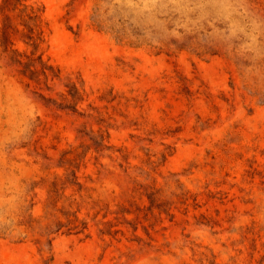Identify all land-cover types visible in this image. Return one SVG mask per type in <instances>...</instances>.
Instances as JSON below:
<instances>
[{
	"label": "rangeland",
	"instance_id": "1",
	"mask_svg": "<svg viewBox=\"0 0 264 264\" xmlns=\"http://www.w3.org/2000/svg\"><path fill=\"white\" fill-rule=\"evenodd\" d=\"M35 1L47 22L40 50L83 79L78 112L93 117L54 108L62 86H26L0 53V207L32 198L38 214L45 185L26 184L63 172L68 151L100 198L96 219L118 231L102 234L110 226L90 219L88 236L59 235L50 252L0 238V264H264V0L233 1L232 49L211 56L120 44L92 24L95 0ZM99 118L130 175L138 167L149 174L138 179L162 189L169 215L129 213L126 223L116 213L130 182L119 158L88 148Z\"/></svg>",
	"mask_w": 264,
	"mask_h": 264
},
{
	"label": "trees",
	"instance_id": "2",
	"mask_svg": "<svg viewBox=\"0 0 264 264\" xmlns=\"http://www.w3.org/2000/svg\"><path fill=\"white\" fill-rule=\"evenodd\" d=\"M233 1L95 0L90 20L97 30L109 33L120 44L145 45L170 53L185 50L200 56L227 54L233 44L229 29ZM46 29L42 3L35 0H0V53L6 64L28 80L26 86L34 82L51 90V83L61 85L62 90L57 91V97L51 100L54 108L93 117L89 113L78 112V105L86 96L83 79L79 75L63 74L40 50ZM40 97L50 99L41 94ZM97 123L98 129L89 131L92 135L88 134V148L97 153L107 151V157L114 162L119 158L117 166L129 177L130 186L116 202V213L126 223L130 222L124 215L129 213H135L137 218L141 212L147 216L158 209L159 213L169 215V202L163 198L162 189L152 181L138 179L137 176L142 174H145V179L149 175L138 167H135L133 176L130 175L125 154L108 144L109 124L101 118ZM67 153L61 154L62 162L57 164L63 172L46 173L38 181L26 184V191L45 185L38 214L33 212L35 202L32 198L13 211L0 207V238L10 237L14 242L31 241L40 250L50 252L53 240L59 235L88 236L90 219L96 225L110 226L107 230L98 228L102 234L112 235L118 231L111 229L113 224L109 221L96 219L102 209L100 198L94 195L93 187L80 181L78 170L71 165ZM98 165L103 166L101 163ZM184 195L182 203L187 200ZM142 198L147 200V205L140 203ZM96 206L100 209L90 215L89 209ZM82 209L86 210L84 216L81 215ZM107 212L102 214V219Z\"/></svg>",
	"mask_w": 264,
	"mask_h": 264
}]
</instances>
